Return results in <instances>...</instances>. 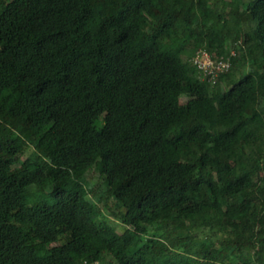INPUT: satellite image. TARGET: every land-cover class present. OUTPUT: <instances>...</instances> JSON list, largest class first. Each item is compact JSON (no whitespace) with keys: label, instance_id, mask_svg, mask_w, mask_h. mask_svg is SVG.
Returning a JSON list of instances; mask_svg holds the SVG:
<instances>
[{"label":"trees","instance_id":"1","mask_svg":"<svg viewBox=\"0 0 264 264\" xmlns=\"http://www.w3.org/2000/svg\"><path fill=\"white\" fill-rule=\"evenodd\" d=\"M84 260L264 264V0H0V264Z\"/></svg>","mask_w":264,"mask_h":264},{"label":"rangeland","instance_id":"2","mask_svg":"<svg viewBox=\"0 0 264 264\" xmlns=\"http://www.w3.org/2000/svg\"><path fill=\"white\" fill-rule=\"evenodd\" d=\"M227 84L221 83L220 90L223 91L227 89ZM187 97L185 95L180 96V102L184 103ZM32 151V147L28 146L25 151L21 154L20 158L24 159L27 155H29ZM84 183L90 188V197L92 200L97 202V206L100 208L101 218L104 219L107 223L111 224L117 232L123 231V225L119 220V208L116 207L113 198L106 195L105 186L103 183L102 177L98 174L97 170L94 167L88 169V171L84 175ZM42 198L47 199V195L45 193L40 194ZM205 231L198 232V238L204 234ZM59 242L50 243L48 246H52L58 244Z\"/></svg>","mask_w":264,"mask_h":264},{"label":"built area","instance_id":"3","mask_svg":"<svg viewBox=\"0 0 264 264\" xmlns=\"http://www.w3.org/2000/svg\"><path fill=\"white\" fill-rule=\"evenodd\" d=\"M240 46L232 47L228 54L222 56H214L204 48H198L194 55L190 58V63L196 68L198 77L210 84L216 83L218 77L222 73H226L231 66L232 57L238 54ZM82 264H103L99 260H84Z\"/></svg>","mask_w":264,"mask_h":264},{"label":"clouds","instance_id":"4","mask_svg":"<svg viewBox=\"0 0 264 264\" xmlns=\"http://www.w3.org/2000/svg\"><path fill=\"white\" fill-rule=\"evenodd\" d=\"M238 53H239V51H238ZM204 81H205V80H204ZM217 81H218V79H217ZM217 81H216V82H217ZM208 83H209V82H208ZM209 84H210V83H209ZM214 84H215V83H214ZM211 85H213V84H211Z\"/></svg>","mask_w":264,"mask_h":264}]
</instances>
